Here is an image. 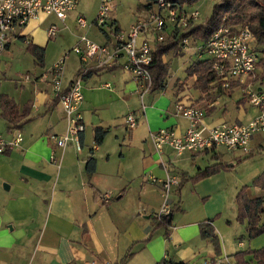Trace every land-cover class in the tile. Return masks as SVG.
Instances as JSON below:
<instances>
[{
  "label": "crops",
  "instance_id": "obj_1",
  "mask_svg": "<svg viewBox=\"0 0 264 264\" xmlns=\"http://www.w3.org/2000/svg\"><path fill=\"white\" fill-rule=\"evenodd\" d=\"M40 23L33 20L26 29L36 46L41 33ZM45 36L48 38L47 34ZM39 76L31 75V81L25 77L14 79L10 86L0 88V103L3 96L8 97L16 103L20 116V121L8 122L2 116L0 104V135L6 141L19 134L23 139L0 154V264H119L128 254L130 256L124 264H158L163 260L213 264L224 257L232 262L234 258L232 260L231 255L246 251L244 239L251 241L250 249L264 247V235L255 240L250 238L247 222L243 223L244 234L231 228L236 215L238 220L237 196L243 187H248L250 199H264L263 190L250 185L260 176L257 169L242 180L245 184L240 189L239 183L224 172L193 182L190 178L194 176L195 169H203L198 164L200 159H197L201 154L177 156L168 146L161 156L155 151L150 140L151 132L165 128L180 134L186 131L188 121L176 114L175 104L180 100L195 103L191 97L176 93L172 97L165 94L164 89L153 91L145 110L131 112L138 116L136 134L147 137L145 148L149 149L150 142L153 152H150L151 159L143 161L141 172L146 180L142 181L137 176L136 193L126 199V189L132 181L130 171H116L109 167V159L107 163L102 162L96 158L95 152L103 148L108 133L118 126L117 119L107 118L111 108L117 116L115 99L118 103L123 99L121 95L128 98L138 96L130 73L120 64L113 68L95 69L87 78L83 88L84 100L78 113L83 119L87 117L91 124L84 119L86 130L80 153L72 145L62 150L50 139L51 136L66 134L68 120L51 82H41ZM74 78L68 81L63 78L64 88H68ZM105 84H110V88L104 87ZM236 84L239 85L237 88L245 86L239 82ZM223 95L212 103H206L208 107L202 106L209 110L206 122L210 125L221 123L214 119L213 112ZM103 111L104 114L101 113ZM126 120L124 125L128 129ZM141 122L143 125L140 127ZM99 127L106 132L100 144L96 142V129ZM90 137L94 138L93 144H97L88 145ZM263 147L261 140L254 136L251 153L253 149ZM52 156H55V161H52ZM244 156L240 153L236 158ZM89 158L95 159V170L91 175L87 171ZM168 173L177 176L181 183L174 187V196L169 199L175 209L167 237L166 229L153 230L155 215L163 203L161 181ZM150 177L157 178L158 182L153 183ZM107 193L112 198L105 203L102 195ZM116 194L119 196L113 203V195ZM187 195L196 201L195 208L188 206ZM233 202L237 209L235 203L231 205ZM217 217H220V222L226 217L228 225H214ZM261 219L264 222V213ZM209 227L219 238L220 252L216 251L210 239L202 235V229ZM229 234L237 237L240 248L234 254L229 252ZM245 260L249 264H258L252 255L246 256Z\"/></svg>",
  "mask_w": 264,
  "mask_h": 264
},
{
  "label": "built area",
  "instance_id": "obj_2",
  "mask_svg": "<svg viewBox=\"0 0 264 264\" xmlns=\"http://www.w3.org/2000/svg\"><path fill=\"white\" fill-rule=\"evenodd\" d=\"M119 1L121 0H100L98 17L94 23L107 40L98 43L87 35L79 38L73 52L79 57L81 68L68 88L63 86L68 54L48 72L38 77L41 82H51L55 97L59 99L68 120L65 135L50 137L62 150L72 145L77 152L82 151V136L86 124L78 109L84 100V81L92 69L113 68L121 64L136 83V93L143 104L146 96L153 92L154 80L150 68L155 61L157 47L171 37L178 39L183 32L201 23V13L193 6L182 5L176 0H146L143 6L145 15L137 17L126 32L120 28L118 21L113 19ZM258 1L264 5V0ZM80 2L81 0H0V57L17 39L29 45L32 43L26 33L31 21H42L44 17L55 16L65 24L69 13L76 10ZM77 24L81 29L91 28L83 16H78ZM107 26L109 31L106 30ZM58 33L57 24H51L47 29L49 39L55 38ZM254 43L255 35L249 26L224 24L207 42L195 41L189 36L180 41V47L189 50L193 48L192 44H195L199 54H209L217 84H221L224 91H229L232 83L246 84L248 79L258 72L260 55L259 51L254 49ZM25 80L31 81V75H25ZM104 87L110 88V84H105ZM245 93L249 104L259 111L247 124L222 122L210 125L206 122L207 111L204 107L189 101L176 102V114L188 121V127L181 134L171 128L151 132L150 140L155 151L161 156L164 148L168 146L177 156L184 153H215L220 148L230 153L249 154L252 151L253 137L257 133H264V91L247 85ZM142 106L145 110L146 106ZM138 123L135 113L128 115V129H135ZM22 140L21 134L11 141H6L0 135V154L18 145ZM51 159L55 161V156ZM162 165L166 168L165 162L162 161ZM150 179L153 183L158 182L155 177ZM180 183L177 176L169 173L161 181L163 203L155 215L156 222L163 223L172 214L170 195ZM111 198L110 193L102 195L105 203ZM213 264L233 263L228 257H224L215 260Z\"/></svg>",
  "mask_w": 264,
  "mask_h": 264
},
{
  "label": "rangeland",
  "instance_id": "obj_3",
  "mask_svg": "<svg viewBox=\"0 0 264 264\" xmlns=\"http://www.w3.org/2000/svg\"><path fill=\"white\" fill-rule=\"evenodd\" d=\"M220 1L221 0H198L193 5V7L199 9L201 13V23L205 22L212 15L214 6ZM145 4L146 0H121L118 2L117 9L113 13V19H116L120 28L127 32L137 17L145 15V10L143 9ZM99 8L100 0H81L76 10L69 13V17L65 24L59 21L55 16L44 17L39 25V30L41 33L37 38L38 41L36 39V44L38 46H42L45 49L43 66L36 64L35 58L28 51L29 44L20 39L13 41L10 45L11 48L9 52L6 55L4 54L5 56L0 59V88L4 89L3 87L10 86L12 80L24 78L27 74L39 76L48 72L57 62L65 58L67 54L69 56L66 59L63 78L67 81L68 79L74 78L80 69V59L73 52V48L77 45L79 38L83 35H87L90 39L98 43H104L107 40L106 36L94 23L98 17ZM242 9H247V6H244V8L242 7ZM78 16L85 17L91 28L85 30L78 27ZM51 24L58 25L59 33L55 38L48 39L45 34H47V29ZM106 30L109 31L108 26L106 27ZM168 41L170 40L167 39L166 43ZM192 47L193 48L189 50L182 49L180 51V55H177L176 51H170L165 55L163 62L167 66L168 75L166 88L163 90V92L172 97L174 93L177 95L184 94L186 97H191L192 101H195L197 105L204 106L205 108L208 107V104L206 105V103H212L217 97H219L221 94H224L219 99V104L213 112L215 120L220 121L221 123L242 122L244 124H247L253 120L259 111L249 104L247 98L243 99L244 94L246 95V93H243V91H246L247 85L251 86L253 89L258 88L259 84L261 83L259 78L261 77L260 74L262 72L261 67L258 68V72L254 75V77L250 78L247 83L244 84L246 87H241L243 89L237 88V86H239L237 85L232 90L224 91L213 83L206 91H203L202 88H198V86L195 84L196 77H190L188 75V69L195 62L209 59V54L205 53L201 55L198 53L195 44H192ZM258 49V51L263 55L262 46H259ZM125 76L129 77L127 73H125ZM86 81L87 80L84 81V87ZM262 85L264 86V84ZM121 97L123 99L121 98L122 100H119L120 102L117 101L118 103H116L115 99L114 106H116L117 109V116L115 115L116 113H113L112 108L109 109V116H107L108 119L113 118L114 121L117 119L119 121V123H117L118 126L113 128L112 131L108 133L104 141L103 148L95 152V156L98 160L105 163H107L109 159V167L114 168L116 171L119 169H121V171H130L132 178L131 185H129V182L126 184L129 185L128 189H126V199H129L133 194L136 193L135 184L137 176H140L142 181L146 180L144 173L141 172V169L144 159H151L150 152H153V149L150 142L148 144L149 149L145 148V144H147L145 139L147 137L144 138L143 135L136 134L138 130L137 128H135V131L127 129L124 125V121L126 120L127 115L131 112H134V110L142 111L143 104L148 106L150 104L151 94L146 96L143 104L139 96L128 98V96L121 95ZM207 111L209 112V110ZM101 113L104 114V111ZM84 119L86 122L88 121L91 124V121H89L87 117ZM88 122L87 124H89ZM142 125L143 124L141 122L139 126L141 127ZM134 133L135 135L133 138ZM255 138L257 140H261V143L264 146V133H257ZM93 142L94 138L90 137L89 141H87V144H90L91 146L97 144L96 142L93 144ZM239 154L240 153H230L225 149L220 148L215 153L211 152L209 154H201L197 156V159H200L198 164L203 166L204 169L206 166L217 163L219 160L228 164H236L238 160L236 157L239 156ZM215 155H218L219 157L216 158ZM254 169L259 171L257 175L260 174V176H258V179L250 183V185H252L251 188L259 187L264 193V147L253 149L252 156L242 163L236 164L233 170L222 171L219 173H229L232 179L239 183L238 189H240L245 184V182L242 180L246 179L248 174ZM198 172L199 171L195 169L193 175L195 176V174ZM125 188H127V186ZM118 196L119 195L117 194L116 196L113 195V203L117 201ZM170 196V198H173V193ZM235 197L236 195L234 196V200ZM234 203L235 202L231 203V205H234ZM187 204L193 208L197 206L196 201H194L191 196L188 195ZM235 206L237 209L236 203ZM225 218L223 222H220V217L214 218V225H226ZM231 228L236 232L239 231V234L245 233V230L243 229V223L237 220V215L234 217ZM263 235L264 233L253 238V240ZM244 241L246 243L245 249L247 251L251 247V241L249 239H244ZM229 248V252H231V254H234L240 249L238 247L237 237H232L231 234H229ZM231 259L233 260V255H231Z\"/></svg>",
  "mask_w": 264,
  "mask_h": 264
},
{
  "label": "trees",
  "instance_id": "obj_4",
  "mask_svg": "<svg viewBox=\"0 0 264 264\" xmlns=\"http://www.w3.org/2000/svg\"><path fill=\"white\" fill-rule=\"evenodd\" d=\"M182 5L193 6L198 0H176ZM247 1V2H246ZM244 3V4H243ZM247 6V9H242ZM224 24H234L239 26H249L254 35L255 43L254 49L259 50L258 47L262 46L263 55L259 52L260 62L259 67H261L262 72L260 74L261 83L259 84L257 90L264 91L262 84H264V5L258 0H221L218 2L214 8L212 15L203 23L194 25L185 32L181 34L178 39L169 38L170 41L163 43L157 47L155 53V61L151 65V72L154 80L153 91L163 90L166 88L168 69L166 64L163 62L165 55L170 51H176L177 55H180L182 48L180 47V41L191 36L195 41L207 42L211 36ZM257 42V43H256ZM28 51L35 58L37 65L44 64L45 49L33 45L32 43L28 46ZM90 72V75L92 71ZM89 75V76H90ZM188 75L190 77H196V85L198 88H202L206 91L210 85L213 83L219 86L221 89V84H217L216 76L213 71V63L209 59L195 62L188 69ZM257 80V79H255ZM254 80V81H255ZM237 82L232 83L231 90L237 86ZM59 100V99H58ZM60 102V101H59ZM2 116L5 117L8 122L16 123L20 121V116L18 115V110L16 103L10 100L8 97L3 96L1 99ZM105 131L102 128L96 129V142L100 144L104 138ZM252 153L239 158L236 164H240L246 159L250 158ZM218 158V155H215ZM234 163L228 164L221 160L217 163L208 165L204 169L200 170L195 176L191 177L190 180L193 182H198L206 179L212 175H215L222 171H230L235 168ZM95 170V159L89 158L87 163V171L91 175ZM248 187H243L238 193V221L241 223L247 222L248 232L250 238H255L264 233V222H262L261 216L264 213V199H250L247 193ZM175 209V207H174ZM168 216L163 223L155 222L154 230L159 228H165L167 230L166 236L168 237V230L171 224V218L174 212ZM151 233L150 239L153 235ZM202 235L208 238L215 245L216 251L220 252V241L218 236L215 234L214 229L209 227L207 230L202 229ZM247 255H253L257 260L258 264H264V247L259 250H247L244 252H239L233 255V264H249L245 257ZM130 254L126 256L119 264H124L129 258ZM162 262V261H161ZM165 264H187V263H175L168 260H163ZM160 263V262H159Z\"/></svg>",
  "mask_w": 264,
  "mask_h": 264
}]
</instances>
